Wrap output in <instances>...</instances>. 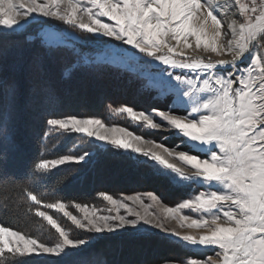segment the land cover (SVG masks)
Listing matches in <instances>:
<instances>
[{
  "label": "snow or ice",
  "instance_id": "obj_1",
  "mask_svg": "<svg viewBox=\"0 0 264 264\" xmlns=\"http://www.w3.org/2000/svg\"><path fill=\"white\" fill-rule=\"evenodd\" d=\"M193 40L228 58L187 55ZM79 43L94 52L82 54ZM112 70L134 72L162 105L112 111L148 130L167 128L179 144L57 110L66 87ZM21 125L32 128L42 152L52 133L81 134L91 147L25 163L16 141ZM98 153L177 188L203 190L175 207L152 191L120 198L101 191L104 209L45 202L33 190L53 170L86 165ZM14 164L22 175L10 170ZM78 176L77 169L70 178ZM9 192L19 200L9 201ZM0 196V212L40 218L49 233L45 239L0 219V264H153L145 255L153 230L214 253L169 264H264V0H0ZM170 220L180 230L167 227Z\"/></svg>",
  "mask_w": 264,
  "mask_h": 264
},
{
  "label": "trees",
  "instance_id": "obj_2",
  "mask_svg": "<svg viewBox=\"0 0 264 264\" xmlns=\"http://www.w3.org/2000/svg\"><path fill=\"white\" fill-rule=\"evenodd\" d=\"M132 81L135 83L137 82L127 74H117L112 71L106 72L99 80L78 79L73 85H69L63 90L59 103L57 104V110L69 114L84 112L87 116H97L105 123H109L111 120L107 119V116L103 118L104 113L109 106L131 105V103L134 102L131 93V90H134L131 85ZM94 87H96V89H92ZM126 91H129L130 94L128 95ZM80 92L81 96L78 98ZM97 92L98 94L100 93V95H98ZM90 94L91 99L89 96ZM130 100H133V102H130ZM50 139H52V143L54 142L53 136L50 135V138L46 141V146L49 145ZM69 140L71 141L72 138ZM16 141L20 147L18 158L22 159L25 163H32L33 161L44 159L45 152H42L40 140L36 137L32 128L21 125L16 131ZM90 147L91 146H89V148ZM47 148L50 149L49 146H47ZM64 149H66V146L56 148L55 145L51 155L63 154ZM83 150H85L84 146L80 152H76L77 154H82ZM72 153L73 152H69L68 154ZM110 156H116L121 159L120 164L118 165L115 161H112ZM122 160L123 159L117 155L99 153L93 157L90 163L84 166L65 165L53 170L47 177L46 182L41 184L37 181L36 183L38 184V187L33 190L37 195L43 193L41 198L45 202H49L48 199L50 198H63L65 203L70 204L75 200L76 202L91 205L96 201L98 197L97 193L103 189L105 191V189L111 188L112 186L110 185L112 183L118 184L122 187V190L128 191L129 188L137 189L139 183L143 187L151 189L150 185H152V183L156 184L158 181L162 182L158 176L153 174H150L148 178L145 176H143L144 178L141 177L143 175V170L138 169V167L134 165L121 168L125 165L123 164L125 162H122ZM77 169L79 170L78 178L71 179L70 177L72 173L76 172ZM10 170L17 175H22L25 171L23 167L15 164ZM125 170L128 171V173L125 172ZM144 181L145 183H143ZM3 199L4 197L0 196V201ZM8 200L12 202L19 200V193L9 192ZM0 217L12 225L19 223V226L22 227L23 230L25 229L24 231H43L42 224L44 223L40 218L33 219L30 216H25L22 213L16 214L15 212H0ZM46 234L48 235L49 233L47 232ZM153 234L158 241H163L165 244L171 243L170 241L161 238L157 233Z\"/></svg>",
  "mask_w": 264,
  "mask_h": 264
},
{
  "label": "rangeland",
  "instance_id": "obj_3",
  "mask_svg": "<svg viewBox=\"0 0 264 264\" xmlns=\"http://www.w3.org/2000/svg\"><path fill=\"white\" fill-rule=\"evenodd\" d=\"M223 18L229 22L231 21V19H233L231 13L224 16ZM106 22H107V20H106ZM171 43L175 44V41H171ZM192 45H193L192 48L186 50L187 55H189V56L203 57L205 60H207L208 58H211L213 61L224 58V57L216 56L215 54L210 53V52H205V51H203L202 48L196 49L194 40L192 41ZM77 47H79L81 49L82 54L85 52L92 53L95 50L94 46H90L88 44H83V43L77 44ZM197 52H199V54ZM227 58L228 57H225L224 59H227ZM112 72H115L117 74H127L128 76H131L133 78V80L137 81L136 83L133 81L131 82L132 89H134V90H131V93L133 95L132 99L134 100V102H133V100H130V102H133V103H131L130 106H134L138 110H145V111H150L151 108L154 106L162 107V105H156L153 103L152 99H150L149 94L147 92V85L143 81L138 79L137 75L134 72H119V71H115V70H112ZM92 89H96V87H94ZM126 92L128 95L130 94L129 91H126ZM79 94L80 95H78V98H80L81 92ZM91 94L89 95L90 99H91ZM97 94H98V92H97ZM98 95H100V93ZM94 99H95V97H94ZM67 101H71V100H67ZM120 106H123V105L109 106L107 108V110L104 113L103 118H105L107 116V119H110L111 121L109 123L104 122L106 125H108V126L119 125L121 127H125L128 130L132 131L133 133L143 136L145 141H155V142L163 143L166 146H168L169 148H173L175 145L179 144V140L177 139L175 134L172 133L171 131H169L167 128H162L160 130H148V129H146L145 126H143L141 124H137V122L127 119L125 115H119V114L115 113L114 111H112L113 108L120 107ZM74 115H78L81 117H90V116H87L84 112H80V113H77ZM91 117H97V116H91ZM156 120H157V122H160V119L158 117L156 118ZM51 135L53 136L54 142L52 143V139H50V143H49V145H47L50 147V149L48 152H45L44 159L58 158L60 155L68 154L70 152L69 150L72 149L74 146H78L79 152L83 149V146L85 149L89 148V146H90L86 143L87 137L82 136L81 134H74L73 136H71L67 139H65L63 136H60L56 133H52ZM71 138H72V140H71L72 143L69 140ZM69 144H70V148H69ZM55 145H56V148L66 146V149H64V153L59 154V155L55 154L54 156H52L51 153L53 152L52 150H54ZM143 146L146 148L152 147V145H150V144H145ZM77 152H73L72 154H77ZM48 156H51V157H48ZM104 159H105V157H104ZM110 159H112V161H115L116 164H118V165L120 164L121 159H119L118 157L110 156ZM122 162H125V163H123L125 165H123V167H121V168L132 165L125 160H122ZM138 169L143 170L142 171L143 175L141 177L145 176L148 178V176L150 174H153L148 169L139 168V167H138ZM126 170H125V172L128 173V171H126ZM127 173H124V174H127ZM159 178L162 182L158 181V182H156V184L152 183V185H150L151 189H149L147 187H143L139 183L138 184L139 187H137V189L129 188L128 191H124V190H122L121 186H119L118 184L112 183L111 185L110 184L109 185L112 186L113 188L111 187L109 189H105V192H108V193L114 195L115 197L120 198L122 195H134V194L143 195L149 191H152V192L156 193L159 197L162 198V201L165 205L175 207L178 203L182 202L183 199L191 198L192 196H194L195 194H198L201 190H203L199 186H196V185H190L186 188H177V187L171 185L167 180H165L161 177H159ZM143 183H145V181ZM102 191H104V189ZM99 192H101V191H99ZM54 200L55 199H52V198L48 199L49 202H52ZM145 204L152 206L150 208L151 211H154L157 213L162 212V209H160L154 202L147 199L146 197H145ZM91 205H95L97 208L104 209L106 206V202H103L102 199L99 198V196H98L96 201ZM3 206H4L3 204H0V208H3ZM69 210L73 211L74 214L79 215V213L75 209L70 208ZM184 214L193 215L194 217L198 216V214L192 213L188 210H185ZM0 219H2V218L0 217ZM43 223H44V224H42L43 225V229H42L43 231L37 230V231H34L32 233L34 235H39L42 238L46 239L49 237V234L48 235L46 234L47 233L46 222H43ZM13 226L14 227L18 226L17 228L19 230H22V231L25 230V229L23 230V228L19 226V223L14 224ZM166 226L169 228H177V230H180L178 228V225L176 224V222L172 221V220L167 221ZM153 231H155L153 233H157L161 238H164L163 233H159L156 230H153ZM191 231L195 232V230H191ZM166 240L170 241L171 243L165 244L163 241H158V239H156L154 237L153 243L148 247V249L146 251V256L147 257L149 256L148 258L153 262V264H169L170 261L177 260L180 258L205 259L210 255H214V253L211 251H202V250H198V249L188 250V249L181 247L177 243L173 242L171 239H166Z\"/></svg>",
  "mask_w": 264,
  "mask_h": 264
},
{
  "label": "bare ground",
  "instance_id": "obj_4",
  "mask_svg": "<svg viewBox=\"0 0 264 264\" xmlns=\"http://www.w3.org/2000/svg\"><path fill=\"white\" fill-rule=\"evenodd\" d=\"M232 20V19H231ZM199 54V52H197ZM225 58V57H224Z\"/></svg>",
  "mask_w": 264,
  "mask_h": 264
}]
</instances>
